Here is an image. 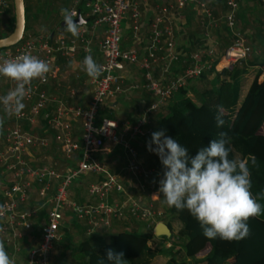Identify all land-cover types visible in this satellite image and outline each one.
I'll use <instances>...</instances> for the list:
<instances>
[{
  "label": "built area",
  "instance_id": "built-area-1",
  "mask_svg": "<svg viewBox=\"0 0 264 264\" xmlns=\"http://www.w3.org/2000/svg\"><path fill=\"white\" fill-rule=\"evenodd\" d=\"M220 3L223 10L219 16L232 39L219 55L216 40L206 31L215 21L205 0H173L165 6L151 7L142 55L133 48H121L122 25L128 21L137 38L143 28L144 14L139 7H147V0H83V8L90 20L81 25L78 37L26 34L15 45L0 50V57L4 58L28 52L47 61L51 67L46 79L34 80L30 85L31 92L25 97V107L19 116L9 117L0 105V114L3 112L11 124L0 129V174L6 178L0 193V240L20 239L18 228L28 230L31 218L39 210H45V218L38 226V242L20 264H51L50 254L58 230L63 221L71 219L84 225L87 236L107 228L111 220L128 218L145 223V229L153 235L147 222L161 213L154 205L159 187L152 189V184L159 182V172L141 163L135 144L151 135V114L163 108L190 80L199 78L203 70L217 72L215 67L221 60L225 64L220 69H230L248 56L250 48L235 28L236 0H220ZM0 6L6 8L8 5L5 0H0ZM187 6H192L203 27L202 37L207 46L201 50L186 52L177 47L173 14ZM69 10L74 12V17L79 13L74 7ZM97 27H102V38L98 42V64L102 66V74L97 79L88 76L86 104L82 107L66 105L49 96L44 86L50 81L57 84L59 68L56 60L59 57L72 59L78 47L84 53L83 58L88 55V35ZM216 54L218 61L212 64ZM128 65L143 71L144 89L151 97L150 102L132 121L104 117L95 124L97 112L105 100L123 91L122 72ZM176 65L180 66V71L170 74ZM154 68L158 70L157 77L153 76ZM14 87V81L0 76V95ZM68 94L72 97L74 91L69 90ZM49 105H53V109L48 110ZM77 119L80 124L78 138L72 135L70 127V121ZM39 120L44 122L45 131L55 133L64 163L60 171L51 165L32 166L24 158L28 150L48 146L47 139L33 131ZM23 124L26 129L22 128ZM113 147L120 149L124 160V166L116 172L110 171L104 162V156ZM47 158L42 155L41 159L46 161ZM87 174L94 175L97 180L87 185L85 201L79 203L72 197L70 186L76 178ZM36 186L40 204L19 209L30 199Z\"/></svg>",
  "mask_w": 264,
  "mask_h": 264
},
{
  "label": "trees",
  "instance_id": "trees-1",
  "mask_svg": "<svg viewBox=\"0 0 264 264\" xmlns=\"http://www.w3.org/2000/svg\"><path fill=\"white\" fill-rule=\"evenodd\" d=\"M10 1V5L6 8L0 6V12H4L6 16L4 21H0V38L7 36L13 28L14 15L12 0ZM257 1L261 4L260 0ZM63 2V0H43L38 20L59 23L61 19L57 18V8H59L57 4L60 3L62 7ZM211 11L215 16V11L212 9ZM25 15L24 6L22 36L25 35L24 32L27 29ZM238 15L241 17L240 13ZM87 20L89 21L90 18ZM231 39L232 36L221 40L223 49L230 44ZM194 49V45L190 44L189 50L194 51ZM217 61L218 55L216 54L212 64H216ZM179 68V65L172 67L170 74L180 71L181 68ZM252 69L254 73L247 83L246 77ZM261 74H263L262 80L258 81ZM206 75H212L211 85L208 86L206 82L203 87L200 86L198 90H193L192 99L184 96V90L181 89L179 91L181 94L183 92L181 97L168 103L165 108L166 112L160 114L155 121L152 120V130L154 132L164 129L166 136L176 139L188 149L190 157L194 156L200 148L207 146L212 139H218L219 133L226 132L231 137L229 158L249 161L251 191L254 195L260 193L264 191V41L262 40L261 60L255 57L244 64L240 61L230 69L222 68L218 72L203 70L198 79L203 80ZM218 77L221 79L218 80ZM108 107L103 111L106 112L107 118L113 119L112 110ZM221 113L224 125L217 127L215 117ZM101 118L95 119V124H98ZM22 128L26 129L27 126L23 124ZM252 158H255V165L251 162ZM155 163L160 181L163 178L164 168L156 154ZM78 178L72 183L75 186H70V191L80 202L87 182L84 176ZM158 187H160L159 182L152 184L153 190ZM258 202L264 205V199ZM165 211L181 224L175 234L180 241L177 249L172 252V254H180V257L178 261H175L170 255L167 258V264H185V258L200 255H204V264H264V214L249 218L247 223L250 233L246 238L239 241H226L219 238H205L198 222L187 210L178 212L174 207L169 208L166 205ZM115 221L119 220L112 222ZM70 223L72 224V220ZM78 223H73V226L84 233L85 227ZM166 226L170 232L169 225L166 224ZM94 234L85 235L78 242L77 249L85 256V264H99L100 260H104L107 264L108 249L117 253L122 252L123 259L127 261L126 264H152L161 252L160 249L151 248L147 244L152 234L123 229L109 232L107 239L102 236L96 237V240L102 242L100 244H102L103 251L100 252L96 249L97 246L92 244ZM170 236H162V238L169 240Z\"/></svg>",
  "mask_w": 264,
  "mask_h": 264
},
{
  "label": "clouds",
  "instance_id": "clouds-1",
  "mask_svg": "<svg viewBox=\"0 0 264 264\" xmlns=\"http://www.w3.org/2000/svg\"><path fill=\"white\" fill-rule=\"evenodd\" d=\"M65 30L73 37L79 36L81 21L74 22V12L60 9ZM91 49L83 58V71L92 79L102 74V66L93 59ZM51 71L47 61L25 52L14 58L0 57V76L15 82V87L0 95V105L10 117L19 116L25 107V97L31 92L34 80H44ZM217 127L224 125L222 113L216 117ZM4 120L0 118V129ZM231 137L226 132L219 133L205 147L197 150L192 157L188 149L176 139L165 135L161 129L151 133L147 150L159 157L164 168L159 181V193L163 203L178 212L187 210L195 218L202 234L207 239L239 241L250 233L249 218L264 214V191L253 194L249 161L230 159ZM155 145V147H153ZM255 165V158L251 160ZM122 252L108 249L107 264H126ZM0 264H14L0 241ZM99 264H105L100 260Z\"/></svg>",
  "mask_w": 264,
  "mask_h": 264
},
{
  "label": "crops",
  "instance_id": "crops-1",
  "mask_svg": "<svg viewBox=\"0 0 264 264\" xmlns=\"http://www.w3.org/2000/svg\"><path fill=\"white\" fill-rule=\"evenodd\" d=\"M63 1L66 3L67 9H69L71 7L76 8V10L78 9L81 18L87 20L88 16L86 13V9L83 8V0H63ZM9 2H11V1L9 0ZM26 2L30 5L34 2H38L40 7L43 4V0H26ZM70 2H71V4H70ZM57 5L59 7V8H57V18H59V20L61 19V21H62L63 18H62V15L60 14L61 13L60 9L63 7L60 6V3H58ZM187 7L190 9L192 8V6H187ZM187 7L183 8L182 10H180L178 12L184 11ZM139 8L141 10H143V12H144L143 22H142L143 28H142L141 32L138 34V37L136 38L133 36V32L130 29L129 22L124 21V23L122 25L121 48L122 49L133 48L138 52V54L142 55L144 53L145 42H146L145 25L147 24L148 19L150 18L151 7L147 3V7L144 8V7L140 6ZM2 14L3 13L0 12V21H2L1 20ZM37 20H38L37 17L36 18L34 17V14L32 13V9H31V11H29V13H28V21L26 22L27 23L26 31L32 30L33 32H35L37 34L38 31L45 30V33H47L46 35H48V37H52V38L58 37V36H63V37L68 38L71 35V33L67 32L65 30V27H63L62 30L60 29V25H59L60 22L54 24L53 26H50L52 21L43 22L40 19L37 22ZM174 20L175 19H173V23H174ZM87 22H88V20L86 21V23ZM175 26H174V29H175ZM54 27H55V30H54ZM176 35L177 34L175 31V38L177 40ZM88 38L90 40V49H91L90 54L92 55L93 59L98 64L100 62V54L98 52V42L102 38V27H97L96 29H94L92 31V33L90 32L88 35ZM184 39L186 41L185 37H184ZM213 39H215V37ZM216 43H217V41H216ZM188 47L189 46H187V49H188ZM183 51H185V50H183ZM83 55H84V53L81 50V47H78L76 49L72 59H70V58L65 59V58L59 57L56 60V64L59 68L57 84L54 81H50L48 84H46L44 86V88L46 89L48 94L54 93L55 95L53 97H55L56 99H60V100L64 101L66 105L81 106L82 107L86 104L87 99L85 100L81 96L82 93L78 92L79 90H82L79 87L81 81H84L85 86H88L87 85L88 76H87V74L84 73L83 67L81 66V62L83 61ZM75 69H78L79 71H75ZM142 73H143V71L134 65H128L125 68V70L122 72V76L124 77V79L122 81V90L123 91L120 94H117L112 98L106 99L102 105V107L104 109H107V107L110 106L108 108L112 110L114 118H120V119H124V120H128V121H132V119L138 115L140 110L150 102L151 97H150L149 93L144 89L145 81L142 77ZM153 76L154 77L158 76V70L156 68L153 69ZM211 77H212V75H206V77L203 79V82L205 85H206V82H207L208 86L211 85L210 84ZM220 79L221 78L218 77V80H220ZM193 80H190L189 82H191ZM189 82L187 83L186 87L183 88L184 94H183V92H182V94L184 96L192 95L193 90L197 89L196 87L192 88L193 86H191L192 84ZM134 84H137V86L133 87ZM69 90L74 91V94L76 93V94H78V96L76 95L75 99H71V100L68 99L67 94L65 95V93H67V91L69 92ZM180 94L181 93H179V92L175 93V95H173L172 98L169 99V101L167 102V104L163 108L165 109L166 106L168 105V103L173 102L176 98L180 97ZM68 97H69V94H68ZM86 98H88V97H86ZM64 99H66L67 101ZM163 108H161V109H163ZM47 109L48 110L53 109V105H49V107H47ZM161 109L159 111L151 114V116H150L151 128H152V120L155 121L158 118V116L160 115V113L162 111ZM0 118H3V120L5 122H7L6 117H5L3 112H1ZM73 123H74V129H71V132H72V135L74 137L78 138V136L80 134L79 120L77 119L75 121H70V127L73 125ZM38 124L34 127L33 131L36 134L38 133V135H40V136H44L46 139H47V137H51V140H54L55 133L51 130L45 131L44 122L42 120H40V124L39 125ZM3 125H4V123H3ZM152 133H153V131H152ZM150 139H151V135L146 137V138H142V139L138 140V142L135 144V148L138 152L139 159H140L141 163L145 167H149V168H153V169L157 170V168L155 167V165H156L155 154L153 152L148 151L147 147H146L147 142H149ZM51 143H52L51 149L43 151V155L50 156L52 162H49L48 160L42 161L39 158L37 161L36 160L31 161L30 158L26 157V155L28 153L24 155V158L25 159L27 158L26 160H28L29 164L32 166L51 165V166L56 167V169L59 171L62 170V168L64 167V163L61 160V158L59 157L61 155H60V152L58 150V144H57V151H58L57 153H59V154L57 157L55 155V151H54L56 144L54 143V141H52ZM153 147H155V145H153ZM115 150H116V153L114 152ZM104 162L110 171H112V172L119 171L124 166V160H123V156H122L120 149L118 147L111 148L110 152L104 156ZM109 162L112 165L115 164V162H117V163L120 162L121 164L119 165V163H118L116 166H114L115 167L114 168L108 164ZM71 164H73V163H71ZM84 177H85L87 183L84 187V194H82V200L80 202L75 199L73 193L70 191L74 200H76L79 203L85 201L87 185L89 183L95 182L97 180V178L91 174L84 175ZM0 182H1V180H0ZM73 186H75V185H73ZM36 188H37V186L35 187L34 194L37 196V194H36L37 189ZM156 197H157V200L154 202V205H155V208L157 210H159L161 213L158 217H155L153 220H149L147 223H149V225L152 227V231H153L155 224L159 221L164 223L165 225L168 224L169 228H170L171 236H170L169 240H165L162 238V236H156V238H155L154 237L155 235H154V236L150 237V239L148 240L149 242L154 241L153 245L151 244L152 245L151 246L148 241H147V244L151 248L155 247V248H158L161 250V252L158 254V256H156V258L154 259L152 264H167L166 261H167V258L170 257V255L172 256L173 259H175V261H178V259H179L178 257H180V254H178V253L172 254V252L177 249V247H178L177 244L180 241V239L176 238L175 234L180 229L181 224L176 219L172 218L165 211L166 204L163 203L164 198L162 196V193H159V189H158V193L156 194ZM159 197H160V200H159ZM37 200H40V199L37 198ZM38 203L39 202H37V201L33 202L30 199L25 204L21 205L19 207V209L32 208V207H35L34 205H38ZM160 205L163 206L162 207L163 209H161ZM162 217L166 218L165 221L162 219ZM44 218H45V210L41 209L36 213V215H34L31 218L32 223H31V226L28 230L18 228V230L21 232V238L20 239H15V238L9 237L8 239H1L0 240V241H3L5 250L7 251L9 257L14 261V264H20V263L24 262L27 259L29 250L37 244L38 239H39V228H38V226L44 220ZM71 220H72V224L70 223ZM71 220L70 221H63L62 226L59 228L60 231L58 230L57 239L53 242V247H52L53 249H52L51 254H50V256H51L50 257V263L51 264H85V262H86L85 256L81 252H79V250L77 249L78 242L80 241L81 238L85 237V234H84L85 232L83 233L82 231H79L78 229H76L73 226V223L78 222L77 220H75V219H71ZM112 221L113 220H111L110 225L107 228H105V229L102 228L100 230H97L93 236L94 239L92 240V244L94 246H97L96 249H98L100 252L103 251L102 244H100L102 242H100V240H96L95 238L98 236H102L105 239H107L106 236H108L109 232L116 231L117 229H123L126 231L135 230L136 232H139V233L141 232V233L150 234V232L145 229V227H144L145 223H143V222L133 220L130 218H128L126 220L115 221V222H112ZM78 224L84 226L81 222H79ZM157 241L159 243H155ZM168 241H170V242L167 243ZM203 258H204V255L194 256L192 258L187 257L184 259V261H185V264H204Z\"/></svg>",
  "mask_w": 264,
  "mask_h": 264
},
{
  "label": "rangeland",
  "instance_id": "rangeland-1",
  "mask_svg": "<svg viewBox=\"0 0 264 264\" xmlns=\"http://www.w3.org/2000/svg\"><path fill=\"white\" fill-rule=\"evenodd\" d=\"M5 1L7 2V5L9 6L11 2H9V0H5ZM170 1H172V0H147V3L150 5V7H154L155 5L165 6V5L169 4ZM205 1L208 4V6L212 10H214L215 13H216V15L214 16L215 23L212 26L207 27L206 31H208V34H209L210 38L211 37L212 38L215 37V39L217 41L216 53L219 55L222 52V50H223L221 40L223 38H226V39L228 38L229 39L231 37V34H230L229 31H227V29L225 28V26L223 24L222 19L219 16L220 15L219 12L223 10L222 9V5L220 3V0H218V1L217 0H205ZM23 4L25 5V11H26V15H25L26 22L28 21V13H29V11H31V9H32V13L34 14V17L35 18L37 17V19L39 18L40 5H39L38 2H34V3H32L30 5V4H28L26 2V0H24ZM63 4L64 5H62V7L63 8H67L66 3L63 2ZM70 4H71V2H70ZM1 13H3L1 15V20L4 21V19L6 17L5 13L4 12H1ZM239 13H240L241 17H239V15H238ZM173 17L175 19L174 23L176 25L175 26V31H176V34H177L176 35L177 36L176 43H177L178 50H185L186 52H189V51L191 52V50H189V47L187 49V46H189L190 44L194 45V48H195L194 51L201 50L202 48L207 46L205 41L203 40V37H202L203 27H202V25L199 24V22H198L199 17H198V19L196 18L195 11H194L193 8L190 9V8L187 7L182 12L174 13ZM54 24H56V23L52 22L50 26H53ZM26 25H27V23H26ZM55 27H54V30H55ZM235 28H236V30H238L240 32V34L245 39L246 44L250 48V52H249L248 56L244 60H242V64L252 60L255 57H258V59L261 60V56H262V40L264 41V0L261 1V4H258L257 0H253V1L249 0V1H246V2H245V0H237V11H236V17H235ZM31 31L32 30L25 31L24 34L25 35L26 34H30V35H35L36 34L35 32H33V31L31 32ZM37 34L46 35L47 33H45V30H41V31H38ZM184 37L186 38V41H185ZM79 45H80V43H79ZM221 64H222L221 62H218L216 67H215V69L220 71ZM75 71H79V70L75 69ZM253 73H254V69H252V71L246 77V82L247 83L250 81ZM262 76H263V74H261L258 77V81L262 80ZM189 83L192 84L191 85V86H193L192 88L196 87L197 88L196 90L199 89V86L203 87V84H204L203 80H200V79H194L193 81H191ZM79 87L82 90H79L78 92L82 93L81 96L85 100L86 99L88 100V98H86V97H89L88 96L89 95L88 94L89 93V90H88L89 87L85 86L84 81L80 82ZM66 94H67V98L70 99V100L71 99H75L76 95L78 96V94L75 93L73 97H68V91H67V93H65V95ZM48 95L49 96H54L55 94L54 93L53 94L50 93ZM186 96L191 98V99L193 98L192 95H186ZM180 97H181V94H180ZM64 100H66V99H64ZM87 100H86V102H87ZM102 105L100 106L98 114L96 115L97 118L107 117L106 116V112L103 111L104 108L102 107ZM161 110L162 111H161L160 114H164L166 112V109H164V108L161 109ZM38 123L40 124V120L38 121ZM8 125L11 126L10 123L4 121V126L3 127L8 126ZM71 127H72L71 129H74V123H73V125ZM47 141H48V146L46 147V149L28 150V152H27L28 154L26 155V157L30 158L31 161H34V160L37 161L38 158L40 160H42L41 159L42 158L41 155H43V151L51 149V144H52L51 142L52 141H54V143L56 144V147L54 148V151H55V155L58 157V154H59V153H57L58 152L57 151V144L58 143L56 142V139L54 138V140H51V137H47ZM114 152L116 153V150ZM47 160L49 162H52L50 156H48ZM42 161H45V160H42ZM118 163H119V165L121 164L120 162H118ZM118 163L115 162V164L112 165L109 162L108 164L111 167H114ZM1 175H0V180H1V182H0V193H1L2 189H3V187L6 184V178L3 175L2 176ZM81 177H83V176L81 175ZM77 180H79V178ZM37 198L38 197L34 194V191H33V193L31 194L30 199L33 202H36V201L39 202L38 203V205H39L40 204V200H37ZM38 205H34V206L37 207ZM160 206H161V209H163L162 208L163 206L162 205H160ZM162 219L165 221L166 218L162 217ZM154 237L156 238V236H154ZM169 242L170 241H168L167 243H169ZM149 243H150V245L151 244L153 245L154 241H150ZM155 243H159V242L157 241Z\"/></svg>",
  "mask_w": 264,
  "mask_h": 264
},
{
  "label": "water",
  "instance_id": "water-1",
  "mask_svg": "<svg viewBox=\"0 0 264 264\" xmlns=\"http://www.w3.org/2000/svg\"><path fill=\"white\" fill-rule=\"evenodd\" d=\"M12 7H13V15H14V22L12 31L5 37L0 38V49L7 48L15 45L20 41L22 38L23 30H24V4L23 0H12ZM81 21V25L86 23V19L81 18L80 14L78 13L74 17V22ZM60 29L62 30L64 26L63 20L59 23ZM153 235L155 236H163L169 237L170 232L168 227L162 223L157 222L153 228Z\"/></svg>",
  "mask_w": 264,
  "mask_h": 264
},
{
  "label": "bare ground",
  "instance_id": "bare-ground-1",
  "mask_svg": "<svg viewBox=\"0 0 264 264\" xmlns=\"http://www.w3.org/2000/svg\"><path fill=\"white\" fill-rule=\"evenodd\" d=\"M219 62H221V63H222V64H221V67H222V65H224V64H225L223 60H221V61H219Z\"/></svg>",
  "mask_w": 264,
  "mask_h": 264
}]
</instances>
